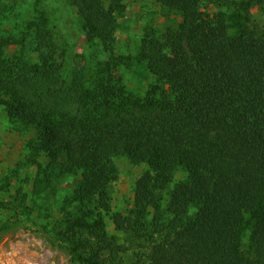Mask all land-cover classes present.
Here are the masks:
<instances>
[{"label": "trees", "instance_id": "1", "mask_svg": "<svg viewBox=\"0 0 264 264\" xmlns=\"http://www.w3.org/2000/svg\"><path fill=\"white\" fill-rule=\"evenodd\" d=\"M158 1L181 19L163 32L147 30L133 57L114 54L125 0H70L86 41L111 52L107 75L95 74L101 86L85 88L75 76L74 89L65 87L77 111L57 108L45 90L22 88L66 83L49 17L36 6L21 36L3 33L0 18V104L31 134V156L44 154L60 174L80 175L51 229L78 264H104L103 251L124 249L105 218L121 157L147 167L130 216L114 222L131 230L130 243L160 237L147 249L150 264H264V23L248 13L252 5L264 11V0H242L237 20L210 0ZM28 45L35 62L24 56ZM6 46L21 55L3 57ZM134 58L156 76L144 96L111 71ZM179 169L187 177L175 181ZM19 191L2 206H23Z\"/></svg>", "mask_w": 264, "mask_h": 264}, {"label": "rangeland", "instance_id": "2", "mask_svg": "<svg viewBox=\"0 0 264 264\" xmlns=\"http://www.w3.org/2000/svg\"><path fill=\"white\" fill-rule=\"evenodd\" d=\"M210 1L215 2L212 3L214 8L226 11L227 15L236 20L241 15L239 11L243 6L242 0ZM125 2L126 13L118 18L114 50L117 56L131 54L135 57L147 30L163 32L170 26L176 27L181 19L179 12L170 10L158 0ZM36 6L49 17L47 25L63 56L62 81L65 76L66 83H57L58 88L54 90L51 86L54 83L46 85L31 81L22 88L29 92H32V88L45 90L44 94L57 108L77 111L80 105L70 95L75 86L71 81L77 76L85 88L101 86L102 81L97 80L95 74L100 72L101 76L107 75L105 66L111 52L105 50L98 40L93 43L86 41L80 18L70 0H0L3 33L12 32L17 36L25 33L30 20L38 14ZM261 6L252 5L248 9L252 22L260 25L264 23ZM241 12L243 16L247 14V11ZM16 55H21L16 46L4 48L3 57ZM24 56L31 62L37 60V53L30 45ZM130 60L117 61L111 71L121 77L128 91L144 96L156 81V76L145 64L135 58ZM72 85L71 90L65 88ZM30 138L29 131L12 123L6 107L0 104V264H78L56 236L57 231L52 232L51 229L55 220L61 216L60 210L65 198L77 187L80 175L60 174V167L44 154L31 156ZM115 164L119 168V176L110 184L111 209L105 218L109 234L117 236L118 244L126 249L103 251L104 264H150L147 249L151 244L159 243L160 237H142L130 243L127 239L131 230L121 229L114 222L115 217L125 219L130 216L134 207L135 182L147 166L135 165L127 157L116 158ZM186 177L187 171L179 169L175 181ZM18 190L19 194H26L24 205L16 206L15 209L2 206V203L8 204L14 200ZM249 235L248 231L244 236V248L248 247Z\"/></svg>", "mask_w": 264, "mask_h": 264}, {"label": "bare ground", "instance_id": "3", "mask_svg": "<svg viewBox=\"0 0 264 264\" xmlns=\"http://www.w3.org/2000/svg\"><path fill=\"white\" fill-rule=\"evenodd\" d=\"M19 250V249H18ZM27 250V249H26ZM17 252V251H16ZM19 252H20V250H19ZM15 254H18V253H15ZM30 255H31V253H30ZM35 255V254H34ZM25 259V258H24ZM29 263V262H28Z\"/></svg>", "mask_w": 264, "mask_h": 264}]
</instances>
